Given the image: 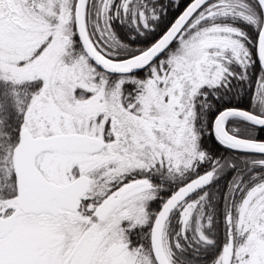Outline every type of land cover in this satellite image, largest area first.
<instances>
[{
    "label": "snow or ice",
    "instance_id": "6c2138e0",
    "mask_svg": "<svg viewBox=\"0 0 264 264\" xmlns=\"http://www.w3.org/2000/svg\"><path fill=\"white\" fill-rule=\"evenodd\" d=\"M0 264H264V0H0Z\"/></svg>",
    "mask_w": 264,
    "mask_h": 264
}]
</instances>
